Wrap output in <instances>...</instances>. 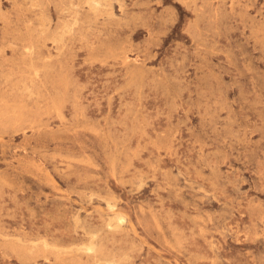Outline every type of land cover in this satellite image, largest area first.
<instances>
[{"label": "rangeland", "instance_id": "obj_1", "mask_svg": "<svg viewBox=\"0 0 264 264\" xmlns=\"http://www.w3.org/2000/svg\"><path fill=\"white\" fill-rule=\"evenodd\" d=\"M89 1L0 0V264H264V0Z\"/></svg>", "mask_w": 264, "mask_h": 264}, {"label": "bare ground", "instance_id": "obj_2", "mask_svg": "<svg viewBox=\"0 0 264 264\" xmlns=\"http://www.w3.org/2000/svg\"><path fill=\"white\" fill-rule=\"evenodd\" d=\"M89 4L96 8V7H98L99 2H98V0H90ZM31 44L33 46V43H31ZM12 46H14V45H12ZM30 50H32V49H30ZM34 71L37 73V68H34ZM35 72H34V74H35ZM27 77H29V76H27ZM18 116H19V113L14 111V110L0 109V123H7L11 118L18 117ZM3 179H6V177L3 178ZM122 220H123V218L119 217L117 222L120 223V222H122ZM92 237H94V236H92ZM85 251L88 252V253L94 252L95 251L94 244H91L88 247H86ZM25 252L26 251H23L22 253L24 254ZM96 264H119V260L117 258H115V257H111L110 256V257H105V258L97 261Z\"/></svg>", "mask_w": 264, "mask_h": 264}]
</instances>
